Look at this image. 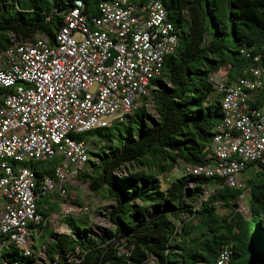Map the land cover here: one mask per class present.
<instances>
[{
    "label": "trees",
    "instance_id": "16d2710c",
    "mask_svg": "<svg viewBox=\"0 0 264 264\" xmlns=\"http://www.w3.org/2000/svg\"><path fill=\"white\" fill-rule=\"evenodd\" d=\"M74 1L0 0V55L17 40L42 34L54 40ZM83 1L85 13L97 14L102 0ZM161 1L178 43L165 58L162 76L153 81L155 113L143 101L122 121L73 135L107 141L89 151L97 158V163L88 160L96 167L93 174L86 169L79 177L89 178L91 191L112 201L111 225L102 228L101 243H93L84 234L87 220L66 216L70 233H59L47 243V264H216L224 247L231 250L227 264H264V159L247 166L246 171L257 169L241 189L224 185L216 176L195 174L166 181L163 188L160 177L182 162L211 161L210 143L223 113L209 73L225 67L235 79L257 62L256 56L264 61V0ZM5 91L0 86V106ZM30 165L38 181L50 172ZM211 184L220 186L203 199ZM247 191L250 217L239 209L240 196ZM51 204L48 196L38 200L45 217L58 208ZM31 228L45 239L47 225ZM4 255L38 264L34 251L25 255L13 243Z\"/></svg>",
    "mask_w": 264,
    "mask_h": 264
},
{
    "label": "built area",
    "instance_id": "2783aa9c",
    "mask_svg": "<svg viewBox=\"0 0 264 264\" xmlns=\"http://www.w3.org/2000/svg\"><path fill=\"white\" fill-rule=\"evenodd\" d=\"M85 10V2L75 0L54 40L44 34L17 40L0 55V86L6 88L0 106V264H22L5 257L9 243L32 254L31 238L40 231L31 225L48 222L38 207L41 196L56 199L61 216L89 211L69 199V185L87 169L90 150L73 135L109 127L138 109L176 49L177 31L161 0H102L97 14ZM111 48L117 56L106 65ZM255 61L235 79L225 67L209 73L223 113L211 161L182 162L165 175L167 182L195 174L245 187L247 166L264 159V61ZM30 163L50 172L38 181ZM219 186L208 185L203 199ZM245 194L239 209L247 214ZM230 258L224 247L216 264Z\"/></svg>",
    "mask_w": 264,
    "mask_h": 264
},
{
    "label": "rangeland",
    "instance_id": "374dc122",
    "mask_svg": "<svg viewBox=\"0 0 264 264\" xmlns=\"http://www.w3.org/2000/svg\"><path fill=\"white\" fill-rule=\"evenodd\" d=\"M157 90V86L155 85L152 88L151 94L144 100L145 104L149 111L155 113L153 107V96L155 91ZM105 139L99 138L98 136H90L87 141L90 150L96 151L99 143H106ZM89 150V151H90ZM89 159L93 161V163H97V158L93 156L89 152ZM87 173L89 175L93 174L96 167L91 162L87 163ZM178 168H181V164L178 165L174 169L176 171ZM257 169V166H254L248 169L244 174V179L246 180L251 176ZM173 171V172H174ZM162 179V187L165 188L168 183L164 179V176H160ZM89 178H84L82 176L78 177L76 182H73V186H69V199L76 202L78 205L87 206L89 208L88 212L83 214L75 213L73 214L76 219L79 217L82 220H87V224H83V227H87L85 231V235L90 237L93 243H101V234L102 228L109 227V215H108V206L112 204V201L109 198H106L104 195L99 194L97 192L91 191L88 186ZM53 201V200H52ZM249 201V193L245 195V198L242 200V203L247 204ZM221 212L224 210L220 209ZM56 213L59 214L57 217ZM247 217H250V212H248ZM56 216V217H55ZM48 222L46 229L43 230V234L46 235L45 239L41 237V233L38 236H34L31 238V242L33 245V251L38 256V264H47L49 262L48 254L46 252V245L48 242H52L55 240L56 235L62 232L70 233V228L65 222L64 215L61 216L59 209L56 208L49 213Z\"/></svg>",
    "mask_w": 264,
    "mask_h": 264
},
{
    "label": "water",
    "instance_id": "95a60500",
    "mask_svg": "<svg viewBox=\"0 0 264 264\" xmlns=\"http://www.w3.org/2000/svg\"><path fill=\"white\" fill-rule=\"evenodd\" d=\"M111 56L105 62L106 65L112 64L113 58L117 56V51L114 48L110 49Z\"/></svg>",
    "mask_w": 264,
    "mask_h": 264
},
{
    "label": "crops",
    "instance_id": "0c3cea01",
    "mask_svg": "<svg viewBox=\"0 0 264 264\" xmlns=\"http://www.w3.org/2000/svg\"><path fill=\"white\" fill-rule=\"evenodd\" d=\"M73 182H76V180L73 181ZM73 182L70 184L71 186H73ZM70 185H69V186H70ZM51 199L53 200L51 206L54 205V204H58L57 201H56V199H54V198H51ZM57 207H58V206H57ZM34 234L36 235V232H34ZM36 236H38V234H37Z\"/></svg>",
    "mask_w": 264,
    "mask_h": 264
}]
</instances>
